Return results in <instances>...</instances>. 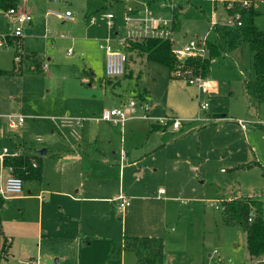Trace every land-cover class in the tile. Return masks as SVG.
Segmentation results:
<instances>
[{
  "label": "rangeland",
  "instance_id": "1",
  "mask_svg": "<svg viewBox=\"0 0 264 264\" xmlns=\"http://www.w3.org/2000/svg\"><path fill=\"white\" fill-rule=\"evenodd\" d=\"M256 2L264 11V0ZM183 4L177 46L192 37L214 41V19L231 21L224 0ZM127 5L21 0L16 7L25 8L32 21L24 23L14 48L0 47L2 67H10L13 54L17 68L23 61L21 72L0 76V153L7 147L38 163L43 156V176L24 178L22 191L4 198L0 213L14 245L2 264H135V253L123 252L129 235L163 237L165 264H254L246 231L226 224L215 207L230 197L264 192V104L256 115L243 85L255 74L253 52L245 43L215 57L208 76L194 73L209 78L204 87L138 49L128 53L124 75L109 77L100 45L123 27ZM67 9L74 20L49 12ZM109 10L117 27L102 19ZM257 24L264 30V13ZM11 26L0 7V35L10 34ZM18 48L23 57L16 62ZM182 63L176 67H190ZM135 95L153 102V120L135 118L123 127L96 120ZM203 100L209 103L205 111ZM167 114L182 119L181 130L163 134L157 120ZM9 115L24 122L11 128ZM255 159L260 165L236 168ZM120 195L131 200L125 211Z\"/></svg>",
  "mask_w": 264,
  "mask_h": 264
},
{
  "label": "built area",
  "instance_id": "2",
  "mask_svg": "<svg viewBox=\"0 0 264 264\" xmlns=\"http://www.w3.org/2000/svg\"><path fill=\"white\" fill-rule=\"evenodd\" d=\"M183 1L187 2L188 0H124L123 2H127L128 5L123 14V27L116 29L113 35H107L103 38L100 45L105 50V74L109 77H118L125 74L129 59L127 46L131 42H142L150 39L168 40L172 44L173 54L181 62H184L182 64H185V59L187 58L198 57L204 59L210 56L209 40L206 37H192L178 46L175 44L177 11L182 8ZM252 2L256 3V0ZM252 2L244 0L241 4L249 6ZM234 5L235 1L233 0L228 1L226 4L227 10L231 14L229 24H241V13L236 10L233 11ZM6 12L10 16L11 33L0 35V47L10 46V37L20 38L23 35L24 23L32 21V15L24 9L11 7ZM49 12L63 20H74V14L71 10H50ZM102 19L105 20L109 27H117L115 24L116 15L113 11L109 10L104 13ZM91 20L96 21V17L91 16ZM214 23H216L215 19ZM22 57L23 50L18 48V54L15 57L16 62L22 61ZM214 60L215 57H212L211 61ZM48 66V62L45 61L43 63L44 70ZM175 71H177V76H184L190 83L201 87H204L209 80L203 75L194 74L195 71L191 66L186 67V69L176 67ZM153 106V102L150 100L142 101L141 99L131 98L123 106L104 109L101 116L96 117V120L110 121L122 127L128 120L135 118L153 120L154 118L151 114ZM208 106L207 100L200 101V109L202 111H205ZM197 118L200 119L202 117L198 115ZM23 121L24 119L21 116L9 115V124L12 128H17ZM237 122L244 129L248 128L246 120L238 119ZM157 123L162 126L163 132L179 131L183 125L182 119L174 114H167L161 117L157 120ZM17 156H22V153L20 151L10 152L7 147H4L0 153V196L3 198L11 193H20L22 191L24 178L18 174L13 166L6 164L7 158ZM31 163L33 167L38 165L36 160H31ZM5 172H7L6 178L4 177ZM164 191V189H160V193ZM119 198V207L122 211H125L127 206L131 204V200L124 195H120ZM214 202L216 201H211V203ZM215 207L220 209L221 205L215 204ZM253 216L254 214H250V221Z\"/></svg>",
  "mask_w": 264,
  "mask_h": 264
},
{
  "label": "trees",
  "instance_id": "3",
  "mask_svg": "<svg viewBox=\"0 0 264 264\" xmlns=\"http://www.w3.org/2000/svg\"><path fill=\"white\" fill-rule=\"evenodd\" d=\"M115 4L124 0H102ZM225 5L230 0H224ZM235 5L233 11L241 13V24H226L216 22L213 30L216 38L209 40L210 56L207 58H188L185 60L195 72H201L208 76L211 72V58L222 57L247 43L253 52L254 76L244 78V91L248 99L249 108L254 109L256 115L261 114L264 104V30L257 24V18L264 12L259 9L253 0L249 6L242 5L244 0H233ZM21 0H0V7L5 11L11 7H17ZM106 7V6H105ZM12 38H9L11 42ZM138 49L146 53L148 60L164 63L171 70L176 68L179 60L172 52V44L168 40L150 39L142 42H131L127 51ZM11 71L0 67V75L9 74ZM140 97V96H139ZM142 98V97H141ZM146 99V98H144ZM261 126V124H256ZM155 127V126H154ZM31 156H17L6 159V164L11 165L25 179H40L42 177V164L32 166ZM260 165L255 159L251 164H242L236 168H249L251 165ZM264 192H256L252 195L232 197L222 200L221 207L223 220L228 225H239L247 233V248L254 264H264ZM4 198L0 196V210ZM250 214H254L250 221ZM14 238L7 235L0 213V264L7 259L11 253ZM123 248L132 251L137 257L136 264H165L166 251L163 237L129 235L124 238Z\"/></svg>",
  "mask_w": 264,
  "mask_h": 264
},
{
  "label": "crops",
  "instance_id": "4",
  "mask_svg": "<svg viewBox=\"0 0 264 264\" xmlns=\"http://www.w3.org/2000/svg\"><path fill=\"white\" fill-rule=\"evenodd\" d=\"M256 4V6L260 9V7H259V3L257 4V2L255 3ZM184 8V4L182 5V8L181 9H183ZM20 9H24V10H26L25 8H20ZM68 10V9H67ZM262 10V9H261ZM263 11V10H262ZM264 12V11H263ZM74 19H75V17H74ZM226 24H229V23H226ZM19 40H20V38H19ZM186 42V41H185ZM183 43V42H182ZM181 43V44H182ZM10 46H12V48H14L13 46H14V44H16V40H15V38H12V40H11V42H10ZM21 44L23 45V42L21 41ZM14 52H15V49H14ZM130 53V52H129ZM0 67L1 68H3V69H6V70H9V71H11V73H9V74H5V75H13V74H15V73H18V72H21L22 71V69H23V61L21 62V66H20V68H17L16 66H15V63H14V54H13V59H12V61H11V65H10V67H8V68H6V67H2L1 65H0ZM5 75H0V76H5ZM136 96V95H135ZM132 98H134V97H132ZM136 98L137 99H141V98H139V97H137L136 96ZM142 110V109H141ZM153 110V109H152ZM152 110H151V112H152ZM142 112V111H141ZM218 116V115H217ZM24 122V121H23ZM22 124V123H21ZM262 126V125H261ZM11 127V126H10ZM19 127V126H18ZM17 127V128H18ZM264 127V126H263ZM12 128V127H11ZM166 133H168V132H164L163 134H166ZM83 152H85V151H83ZM47 153V151H45L44 150V152H43V154H46ZM31 154V153H30ZM39 158V160L41 161V164H42V158H43V156H41V155H39V157H37V159ZM42 170H43V165H42ZM42 176H43V172H42ZM42 178V177H41ZM119 197V196H118ZM86 198H93L92 196H89V197H86ZM96 198V197H95ZM230 198H232V197H230ZM111 199H115V197H113V198H111ZM229 199V198H228ZM7 234V233H6ZM8 235V234H7ZM123 244H124V240H123ZM14 245V244H13ZM126 250H124V248H123V252H125ZM136 261H137V257H136ZM136 261H135V264H136ZM253 261V260H252ZM253 263H255L254 261H253Z\"/></svg>",
  "mask_w": 264,
  "mask_h": 264
},
{
  "label": "water",
  "instance_id": "5",
  "mask_svg": "<svg viewBox=\"0 0 264 264\" xmlns=\"http://www.w3.org/2000/svg\"><path fill=\"white\" fill-rule=\"evenodd\" d=\"M219 115H224V114H219ZM43 152H44V150H43Z\"/></svg>",
  "mask_w": 264,
  "mask_h": 264
}]
</instances>
